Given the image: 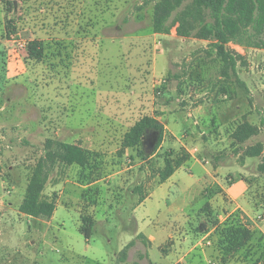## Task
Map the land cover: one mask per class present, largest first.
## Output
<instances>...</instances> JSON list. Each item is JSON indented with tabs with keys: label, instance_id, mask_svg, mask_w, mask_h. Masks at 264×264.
<instances>
[{
	"label": "rangeland",
	"instance_id": "374dc122",
	"mask_svg": "<svg viewBox=\"0 0 264 264\" xmlns=\"http://www.w3.org/2000/svg\"><path fill=\"white\" fill-rule=\"evenodd\" d=\"M158 1L0 0V264H220L224 255L226 264H251L263 251L264 52L229 41L232 70L213 38L195 36L201 24L191 17L189 36L176 34L177 23L169 34L155 33ZM192 4L182 0L170 18ZM33 39L43 43L39 61L28 58ZM144 115L174 133L164 129L155 149L159 132L150 130L120 153L124 132ZM244 119L259 132L237 145L231 133ZM177 137L202 163H188L193 175L182 170L168 200L163 186L134 209L136 188L148 194L158 184L156 171L164 152L180 147ZM48 138L81 145L90 165L55 164L43 191L55 210L34 218L18 207ZM256 144L261 153L246 154ZM202 164L212 176L184 196ZM84 211L96 220L88 240L79 231ZM158 211L159 221L167 213L175 220L165 224L171 237L151 249L138 222L154 232ZM238 226L247 232L235 240L228 232Z\"/></svg>",
	"mask_w": 264,
	"mask_h": 264
},
{
	"label": "trees",
	"instance_id": "16d2710c",
	"mask_svg": "<svg viewBox=\"0 0 264 264\" xmlns=\"http://www.w3.org/2000/svg\"><path fill=\"white\" fill-rule=\"evenodd\" d=\"M181 1L159 0L155 4L152 23V29L155 33L169 34L171 28L177 23L175 26L176 34L183 37L189 36L191 34L190 28L185 23L191 17L201 24L195 36L201 39L213 38L217 55L232 70H235V58L225 47L229 41L243 42L253 48L264 49V0H193L190 8L184 9L181 14L171 19L172 13L181 4ZM207 15L210 21L207 20ZM244 37L246 42L242 40ZM27 53L28 58L36 61L41 60L43 43L36 39L29 40ZM260 121L264 124V111ZM150 130L159 132L155 148L157 149L163 140L164 126L157 118L144 115L124 132L120 143V153L123 154L128 148H135L142 144ZM258 132L259 129L255 124L244 119L236 124L232 130L231 138L233 143L240 145ZM44 146L45 155L36 162L18 207L19 212L34 218H48L55 210V200L43 192L48 179V171L52 170L55 164L77 165L82 168L90 165L88 150L79 144L48 138ZM262 149L261 144L252 145L247 147L246 154L259 155ZM141 153L144 154L143 150ZM189 159L190 153L184 147H180L178 150L167 149L164 152L163 165L156 171L158 183L165 181ZM260 171L264 172V162L260 166ZM141 188L138 186L136 189L141 192L142 201L147 194L142 193ZM80 221L79 231L88 240L93 234L96 220L91 214L84 211L80 216ZM241 231L247 232L238 226L228 233L232 232V237L236 240ZM141 236L142 234L139 233L138 237ZM262 238L263 236L260 235L259 239ZM242 243L237 242V245L231 249ZM217 260L220 264L227 262L225 255L217 258ZM251 264H264V245L263 251Z\"/></svg>",
	"mask_w": 264,
	"mask_h": 264
},
{
	"label": "crops",
	"instance_id": "0c3cea01",
	"mask_svg": "<svg viewBox=\"0 0 264 264\" xmlns=\"http://www.w3.org/2000/svg\"><path fill=\"white\" fill-rule=\"evenodd\" d=\"M255 50H258V51H261V52H264V49H258V48H253ZM188 115H191L190 113H188ZM225 117V116H224ZM224 117H219V119L221 120L218 124L220 125V127L226 122L225 118ZM248 120V119H247ZM160 121V120H159ZM214 120H212L213 122ZM249 121V120H248ZM197 123V122H195ZM238 123V122H237ZM236 123V124H237ZM252 123V122H251ZM235 124V126H236ZM164 126V129H168L169 131H172L174 133V131L168 127L167 125H163ZM187 133V132H186ZM204 133V131L202 132ZM164 134V132H163ZM187 135V134H186ZM175 141H179L180 142V147H184L188 150V152L190 153V159L188 161H186L182 166H180L179 168H177L170 177H168L165 181L161 182V183H158L155 187H153L149 192L148 194L146 195V197L140 201V203L138 205H136V208H138L139 206L143 205V203H145L146 201H148L149 199H152V197L155 195L157 189L163 187V186H167V194L165 197V200H168L169 198V195H170V189L171 188H174L175 189H179V186L180 184H182V170L186 171L187 173H189L188 175H193V170H192V167L190 166V164H188L189 162H191V160H195V161H198V162H201V160L198 158L199 155L193 153L192 149H190L187 145H185V143H182L180 141V139H178V137L175 139ZM165 143V138L163 136V140L161 142V144L159 146H162L163 144ZM179 147V148H180ZM178 148V149H179ZM170 149V148H168ZM173 149V148H171ZM175 150V149H173ZM193 150H197V147H194ZM154 154V153H153ZM202 163V162H201ZM208 163V161H207ZM205 163V164H207ZM202 172L196 177V179L194 180L193 184H190L189 186H185L184 187V196H186L187 194V191L189 192V189L192 188V186H194L196 183H200L203 178H206L207 176H212V172L214 171L213 167L210 166V167H205L204 164H202ZM225 167L223 164H220V165H217L215 167V170L216 171H219V169ZM235 183H231V186L230 187H233ZM189 187V188H188ZM229 189V188H228ZM179 192V191H178ZM183 200H184V197H183ZM232 200H234V198H232ZM238 207V205L236 206ZM205 206L203 208H201L202 210H204ZM181 211V210H180ZM160 216V211H158V213L155 215V220H156V228L154 230V232H149V233H146L145 231H143V229H141V227L139 226V222H138V234H142V236L140 238H143V237H148L149 241L151 242V249H152V246L154 245V243L156 241H158L157 244H155V246H157L158 248L160 247V245L165 241L167 240L169 237H171V230L169 231V229H167V226H169V224L171 222H173L175 219L172 218V216L167 213L165 219L163 221L165 222H161L159 221V217ZM137 220V218H136ZM138 221V220H137ZM155 223V222H154ZM165 224L167 226H165ZM172 225V224H171ZM158 230H160L161 233L158 232ZM262 231L264 232V230L262 229ZM137 234V235H138ZM205 236H202L201 239L198 240V242H196L193 246H197V244L201 243L200 241L202 239H204ZM166 255V254H165ZM150 259V258H149ZM151 262H148L149 264H163L162 262L159 263V262H152V260H150ZM174 264V263H173ZM176 264V263H175Z\"/></svg>",
	"mask_w": 264,
	"mask_h": 264
}]
</instances>
